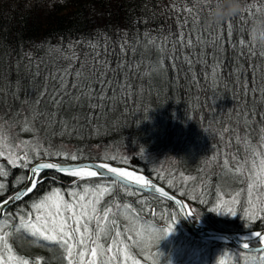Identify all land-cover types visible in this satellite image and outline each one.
<instances>
[{"label":"snow or ice","instance_id":"snow-or-ice-1","mask_svg":"<svg viewBox=\"0 0 264 264\" xmlns=\"http://www.w3.org/2000/svg\"><path fill=\"white\" fill-rule=\"evenodd\" d=\"M190 5L191 0H184L183 4L172 0V3L163 9L164 12L171 10L175 13L176 32L159 28L155 30V36L151 31H146L137 34L131 41L123 39L120 43L121 58L115 67L111 66V61L107 58V48L102 50L104 58H101L99 44L92 41H88V47L93 53L91 64L82 62L73 71L74 63H70L54 73H49L44 77L43 83L38 82L40 71L37 65L36 71L31 74L35 95L29 93L22 101L28 109L27 114L22 120L17 118L19 113L12 119L0 115V158L6 160L12 168L27 170L26 177L19 178L13 184V187H16L18 183L23 182L25 186L0 201V264H42L41 258L33 260L20 255L14 249L12 238L19 232L27 233L37 241L56 245L62 251L66 264H140L133 255L135 248L157 244L173 231L181 215L199 218L196 209L176 199L163 186H158L151 178L138 174L135 170L114 167L104 162L95 165L47 162V159L42 157H63L65 160L76 162L82 158V150L68 152L63 148H56L50 142L47 132L44 141L41 140L39 132L49 127L55 129L59 125L61 135L70 136L77 131L82 133L84 127L97 118L96 109L119 102L127 105L129 98L134 99L137 95H142L143 90L138 92L131 82V73L135 72L141 80L146 77L151 79L176 67L178 60L186 65V76L190 74L194 86H200L205 93H213L211 96L206 95L205 101L207 108L213 113L215 122L216 110L213 104L219 99L217 89L221 86L228 89V83L221 72L226 44L230 45L235 53L229 81L233 85L230 90L232 100L239 103L240 107H234L228 113L229 121L234 117L236 126L233 127L229 122L227 127L218 130L222 146H216L214 154L206 159L205 167H218L221 169V178L230 176L246 187L232 192L225 191L226 185H218L215 202L208 211L235 217L238 215L237 207L242 206L243 219L246 222L244 227L249 230L250 236L242 238V251L231 254V258L235 264H239L241 256L245 264H264V232L252 228L254 222L264 220V50L257 53L253 43V46L249 47V42L244 39L238 42L232 40L236 31L234 22L240 21L239 31L243 33L248 19L264 11V0L254 2L243 13L227 21L207 25L204 23L203 14L194 11ZM155 16L156 13H153V18ZM72 48L73 46L69 45L70 51ZM209 49L211 64L208 62ZM245 49L248 51L245 52ZM129 52L134 59L139 57L135 59V63L128 61ZM153 52L156 53L155 57ZM257 56L260 57L261 63L254 62L249 70L242 58L250 57L255 61ZM62 58L74 62L78 59L74 52L72 56L65 53ZM169 61L171 63H168ZM197 65H203L205 68L203 84L197 75ZM28 67L31 68V64ZM177 71L182 69L178 68ZM118 75L123 76V79H117ZM69 77H72L71 85ZM20 89V82L17 81L15 90H10L8 94L13 99H19ZM3 96L4 91L0 88V97ZM0 102L3 100L0 99ZM46 102L54 110L40 108V105ZM65 105L69 109L88 107L91 111L83 116L84 123H81L79 113L67 118L61 116L60 109ZM37 123L41 124L40 128L36 127ZM16 126H19L21 131L32 132L33 139H19L18 133L11 131ZM225 133L231 135L226 138ZM55 134L57 133L53 131V135ZM257 138L258 143H253ZM233 142L243 151L242 158L240 151L232 153L231 156L226 151ZM143 153L144 149H141L139 154L143 156ZM111 159L115 160L117 157L113 156ZM121 162L126 163L127 157L122 158ZM45 170H55L76 178L73 187L67 190L53 187L33 201L29 211L18 215L6 213L5 209L9 203L22 200L43 183L45 177L42 173ZM154 171L163 179L162 171ZM9 175V170L0 165V195L7 189L6 181ZM182 178L185 183L197 179L188 176ZM80 181L85 183L81 184ZM129 185H135V188ZM149 189L158 194V198L174 201L176 206L174 211L167 214V227L163 229L142 220L144 208L136 209L131 203H124L115 198L103 202L105 196L114 194V190H123L131 196ZM180 194L185 196L187 191H181ZM202 196L203 193L201 196L191 195L188 199L196 200L200 204L210 203ZM139 203L146 204V201L141 200ZM147 211L153 217L157 215L153 208H148ZM122 219L127 223H122ZM250 238L254 243H249ZM250 251L260 255L250 256ZM229 256V253H222L215 264H227Z\"/></svg>","mask_w":264,"mask_h":264},{"label":"trees","instance_id":"trees-1","mask_svg":"<svg viewBox=\"0 0 264 264\" xmlns=\"http://www.w3.org/2000/svg\"><path fill=\"white\" fill-rule=\"evenodd\" d=\"M178 2L183 4L184 0H178ZM171 3L172 0H0V88L4 91V96L0 97L3 100L0 102V115L6 119H12L19 113L17 118L22 120L27 114L28 109L22 101L28 97L29 93L35 95L31 74L36 71L37 65L40 71L37 79L38 82L43 83L44 77L49 73H54L70 63H74L73 71L82 62L91 64L93 53L88 47V41H92L99 44L101 58H104L102 50L107 48V58L111 61V66L115 67L121 58L120 43L123 39L131 41L137 34H143L146 31H151L155 36L157 35L155 30L159 28L176 32L175 13L171 10L163 11ZM153 13H156L155 18ZM204 23L208 24L206 19ZM234 23L236 31L232 40L238 42L244 39L249 42V47H252L248 35L251 19H248L247 25L244 26L243 33L239 31L240 21L236 20ZM69 45L73 46L71 51ZM225 49L221 72L228 83V89L223 86L217 89L216 94L219 99L213 104L216 110L215 122H213V113L209 111L205 101V96H211L213 93L211 91L205 93L200 86H194L191 83L190 74L186 76V65L178 60L176 67L151 79L146 77L141 80L137 78L135 72L131 73V82L138 92L140 89L143 90L142 95H137L134 99L129 98L127 105L119 102L106 104L104 108L96 109L97 118L91 120L82 133L77 131L70 136L61 135L57 125L55 129L49 127L40 131L39 136L44 141L45 132H47L50 142L56 148H63L68 152L82 150L81 159H102L104 155L101 153L124 152L127 155L126 163L111 158L107 161L141 170L181 196L179 187L168 185L166 179H161L154 171L155 163L160 157L164 159L173 156L175 173L178 175L185 173L196 177L197 179L191 182L193 184L203 179L204 184L195 191L194 195L201 196L203 193L202 198L210 203L200 204L196 200H189L187 195L181 196L194 205L200 217L219 229L248 231L240 217H226L208 211L213 206L217 186H222L220 184L221 169L216 173L206 174L210 179H205V176L201 177L200 174L207 139H212L213 133L221 127H227L230 122L228 113L232 108L240 107L239 103H234L232 100L230 90L233 85L229 81V73L234 67L235 53L230 45L226 44ZM254 49L259 53L264 50V47L254 45ZM247 51L248 49H245V52ZM73 52L78 57L75 62L62 58L65 53L72 56ZM152 55L155 57L156 53L153 52ZM127 58L132 63H135V59H139V57L134 59L130 52ZM242 59L249 70L254 62L261 63L259 56L255 61L250 57ZM208 62L212 63L211 49H209ZM29 64L31 68L28 67ZM178 68L182 71H177ZM196 71L203 84L204 66L197 65ZM117 79H123V76L118 75ZM17 81L21 85L19 99H13L8 93L10 90H15ZM71 83L72 77H69V85ZM46 107L50 111L54 110L47 102L40 105L42 109ZM202 107L203 111H201ZM90 111L88 107L69 109L65 105L60 109V114L67 118L79 113L81 123H84L83 116ZM230 123L233 127L236 126L234 117ZM36 127L40 128L41 124L37 123ZM11 131L18 133L19 139L29 141L33 139L32 132L21 131L19 126L13 127ZM53 131L57 134L53 135ZM141 149H144L143 156L139 154ZM46 159L71 161L63 157ZM0 165H4L10 172L6 181L7 189L0 195L2 200L20 187L23 182L18 183L16 187H13V184L19 178L26 177L27 170L12 168L3 158H0ZM42 175L45 177L43 183L39 184L31 194L9 206L5 210L6 213L18 215L21 212H27L30 210L31 203L51 188L70 189L76 179L55 171H44ZM227 177L232 182L231 190L235 189L239 183L232 177ZM179 182L182 184L181 181ZM80 183L83 184L85 181ZM114 198L124 203H131L136 209L144 208L142 220L154 224L158 229H161L158 222L162 220L167 223V214L175 210L170 201L145 192L129 196L123 190H114V194L108 195L106 200L111 201ZM141 200L146 201V204L139 203ZM148 208L155 209L157 215L155 217L149 215ZM122 221L125 223L123 219ZM177 221L182 229L179 238L184 237L190 246H184L182 254L176 256V264H215L222 253H229L231 256L233 253L242 251L230 243L202 239L189 231L180 217ZM252 228L254 230L264 228V220L254 222ZM12 242L14 249L22 256L33 260L39 257L42 259V264H66L62 258V251L56 245L37 241L27 233H16ZM192 245L205 248L198 260H194L189 254V248ZM166 247L162 261L157 264H163L175 249L170 247L169 243ZM249 255L259 256L260 254L249 252ZM227 264H235V261L229 258ZM239 264H245L243 256L239 258Z\"/></svg>","mask_w":264,"mask_h":264},{"label":"rangeland","instance_id":"rangeland-1","mask_svg":"<svg viewBox=\"0 0 264 264\" xmlns=\"http://www.w3.org/2000/svg\"><path fill=\"white\" fill-rule=\"evenodd\" d=\"M217 133H218V131L214 132L212 139L208 138L207 142L205 144V150L206 151H205V155L203 157L202 168H200V174L202 175L201 177H203V175L205 177H209L206 174L216 173V171H218L220 169L218 167H211V168L205 167V161H206L205 159H207L208 157H210L214 154V151L216 150L217 145L222 146V141L220 140L219 135ZM230 135L231 134L225 133L226 138ZM253 143H258V140H253ZM226 151L228 152L229 156H231V154L234 152L240 151V156H241V158L243 157V151L239 148L238 145L235 144V142H233L232 146L230 148H227ZM101 154L104 155L103 157H109V158L115 156V157H117V159H115V160H118V159L121 160L122 158L127 157V155L124 152H119V151L116 153L111 152V153H105V154L101 153ZM101 154H98V155H101ZM99 160H103V159H99ZM124 166H126V165H124ZM155 169H159L160 171H162L164 173L163 178L166 179V183H168V185H170L172 187H179L180 191L186 190L187 196L194 195L195 191L197 189L201 188V186L204 184L203 179L201 177H200L201 179L198 180V183L197 184L195 183L196 185L191 183L192 181H188L187 183H185L182 177L183 176L192 177V176L189 174H185V173L181 174V175H178V173H175V159L173 156H168V157H165L164 159H162V157H160L155 163ZM228 178L229 177H227V176L222 177V178L220 176V184L222 186H225V185L227 186L225 188V191L235 192L236 190H240V189L246 187V185H242L239 183L235 189L231 190L232 182L229 181ZM169 181H171V184H169ZM179 181H181L182 184H180ZM204 181H206V180H204ZM107 198H108V195L104 197L103 202H109V200H106ZM225 198L227 199V196H225ZM244 198L245 197H242V199H244ZM185 201L187 202V204L191 208L196 209L194 207V205L189 200H185ZM214 202H215V200L213 201V204H214ZM196 211H197V209H196ZM237 212H238L237 216L240 217L244 221L242 206L237 207ZM197 214L200 215L198 211H197ZM219 215H222V216L225 215L226 217H233V216H229L227 214H219ZM199 218L202 219V217H200V216H199ZM122 223H123V221H122ZM125 223H127V221H125ZM158 223H159V228H161V229L167 227V223H164V221H162V220ZM176 223L177 224H176V226L174 225L173 231L171 233H169L168 235L164 236L162 239H160L157 244L153 243L150 247L135 248L133 250V255L135 256L136 259H138L140 261V264H157V263L161 262L162 261L161 259L164 255V251L166 250V248H167L166 246L168 245V243H169L170 247H174L175 249L171 252L170 255H168V259L165 260L163 264H176V262H175L176 256L179 254H182V252L184 250V246H187V247L190 246L188 243V240L184 239V237L179 238L181 235L182 229L179 226V222L177 221ZM244 223H246V222L244 221ZM204 250H205V248L202 246L199 247L197 245H192L189 248V254H190L191 258H194V260H198L201 257V254L203 253ZM165 253H166V251H165ZM229 258H231V256H229ZM129 264H131V262H129Z\"/></svg>","mask_w":264,"mask_h":264},{"label":"water","instance_id":"water-1","mask_svg":"<svg viewBox=\"0 0 264 264\" xmlns=\"http://www.w3.org/2000/svg\"><path fill=\"white\" fill-rule=\"evenodd\" d=\"M42 159H46V158H42ZM37 162H39V161H34V163H37ZM47 162H55V163H61V164H65V165H69V164H72V163H81V164H92V165H95L97 163L104 162V163H108V164H110L111 166H114V167H120V168H124V169L130 170V171L131 170H135L138 174H144L145 176L151 178L153 180V182L155 184H157L158 186H163L165 188V190L168 191L170 195H174V197L176 199H180L184 203H186V201L181 196H179L178 194L174 193L173 191H171L170 189L165 187L163 184H161L160 182L155 180L153 177H151L147 173H145V172H143L141 170L133 169V168L128 167V166L118 165V164H115V163H112V162H109V161L99 160V159H81V160H78L76 162H73V161L62 162V161L54 160V159H47ZM45 171H55V170H45ZM24 186H25V184L22 183L17 190H15L14 192H12L11 194H9L8 196H6L4 199H2L0 201H3L5 199H7L11 195H14L16 193V191H19ZM129 187L135 188V185H129ZM143 192L150 193V194H155L150 189L147 190V191H143ZM155 195H158V194H155ZM15 202L16 201H13V202L9 203L7 205V208L9 206H11L12 204H14ZM170 202L173 204L174 208L176 209L174 201H170ZM179 217L182 219V221L184 222L186 227L189 229V231H191L192 233L196 234L197 236H199L201 238H204V239L227 242V243L232 244L234 247H236L237 249H240V250H242L240 248V245L242 243V238L245 237V236H250L249 231H234V230H223V229L215 228V227L209 225L208 223H206L201 218H196L195 216H184V215H181ZM255 231L264 232V228L263 229H258V230H255ZM252 242H254V240H252L250 238L249 239V243L252 244ZM250 252H253V251H250Z\"/></svg>","mask_w":264,"mask_h":264},{"label":"clouds","instance_id":"clouds-1","mask_svg":"<svg viewBox=\"0 0 264 264\" xmlns=\"http://www.w3.org/2000/svg\"><path fill=\"white\" fill-rule=\"evenodd\" d=\"M255 0H191L194 11L202 13L207 23L227 21L245 11ZM249 40L264 47V11L256 14L248 27Z\"/></svg>","mask_w":264,"mask_h":264},{"label":"bare ground","instance_id":"bare-ground-1","mask_svg":"<svg viewBox=\"0 0 264 264\" xmlns=\"http://www.w3.org/2000/svg\"><path fill=\"white\" fill-rule=\"evenodd\" d=\"M216 228V227H215Z\"/></svg>","mask_w":264,"mask_h":264}]
</instances>
